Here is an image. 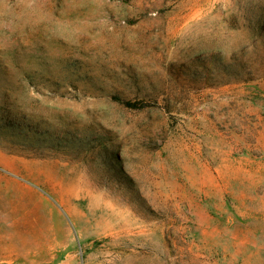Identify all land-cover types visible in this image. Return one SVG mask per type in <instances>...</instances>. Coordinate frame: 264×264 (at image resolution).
I'll list each match as a JSON object with an SVG mask.
<instances>
[{"label":"rangeland","instance_id":"obj_1","mask_svg":"<svg viewBox=\"0 0 264 264\" xmlns=\"http://www.w3.org/2000/svg\"><path fill=\"white\" fill-rule=\"evenodd\" d=\"M0 264H264V0H0Z\"/></svg>","mask_w":264,"mask_h":264}]
</instances>
